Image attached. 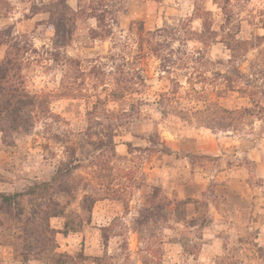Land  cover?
I'll use <instances>...</instances> for the list:
<instances>
[{
	"label": "rangeland",
	"instance_id": "rangeland-1",
	"mask_svg": "<svg viewBox=\"0 0 264 264\" xmlns=\"http://www.w3.org/2000/svg\"><path fill=\"white\" fill-rule=\"evenodd\" d=\"M8 59L14 257L264 264V0H0Z\"/></svg>",
	"mask_w": 264,
	"mask_h": 264
},
{
	"label": "trees",
	"instance_id": "trees-1",
	"mask_svg": "<svg viewBox=\"0 0 264 264\" xmlns=\"http://www.w3.org/2000/svg\"><path fill=\"white\" fill-rule=\"evenodd\" d=\"M12 63V61L10 59H8L7 61L2 62V64L0 65V122L2 123V121H10V116L12 115V111L11 108L13 105H15L16 101L18 100V98H15L17 96V94H15L13 91L11 90H7L6 88V84L9 83V79L10 82L12 80H17L18 75L17 73H14L13 75V79L12 77H10L9 74H11V67L9 66V64ZM17 76V77H16ZM16 93L18 92V88L14 90ZM20 95V94H19ZM21 95H23L21 93ZM22 97V96H20ZM6 119V120H4ZM9 125V122L6 123Z\"/></svg>",
	"mask_w": 264,
	"mask_h": 264
},
{
	"label": "crops",
	"instance_id": "crops-1",
	"mask_svg": "<svg viewBox=\"0 0 264 264\" xmlns=\"http://www.w3.org/2000/svg\"><path fill=\"white\" fill-rule=\"evenodd\" d=\"M219 239L221 238L217 236L216 240H219ZM1 247L3 248L1 250L3 251L0 256V264H38L36 262H38L39 260L36 258L31 257L28 260H19L11 254L10 248L8 249V247L6 246H1Z\"/></svg>",
	"mask_w": 264,
	"mask_h": 264
}]
</instances>
